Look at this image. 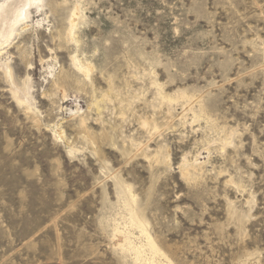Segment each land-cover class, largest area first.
<instances>
[{
    "label": "rangeland",
    "instance_id": "374dc122",
    "mask_svg": "<svg viewBox=\"0 0 264 264\" xmlns=\"http://www.w3.org/2000/svg\"><path fill=\"white\" fill-rule=\"evenodd\" d=\"M39 7L0 52V264H132L122 186L172 264H264V0Z\"/></svg>",
    "mask_w": 264,
    "mask_h": 264
},
{
    "label": "bare ground",
    "instance_id": "6f19581e",
    "mask_svg": "<svg viewBox=\"0 0 264 264\" xmlns=\"http://www.w3.org/2000/svg\"><path fill=\"white\" fill-rule=\"evenodd\" d=\"M39 3L40 0H4L0 3V52H2L1 50L10 43L13 36L17 33L16 31L18 28L24 29L27 27L29 9L34 6L39 7ZM75 17L76 13L74 12L71 20V30L73 28ZM1 68L3 69L5 77L11 81V69L8 65L2 63ZM84 72L86 73V69ZM12 86V94L15 101L19 105H31L29 101V87L22 86L23 88H18L17 85H14V82L12 83ZM27 110L29 111L31 109L29 108ZM58 134L61 135L62 132H59ZM200 165L201 163L198 162L197 159H194L193 162L187 166L194 168L195 166L200 167ZM121 193L123 195L122 202L124 209L127 211L128 217L125 219L126 221L122 223L117 222L118 219L112 220L111 239H115L116 237L121 238V243L119 241V244H116V246L118 245V251L121 255L129 257L132 264H155L154 258L157 257L164 258L166 264H172L166 257L165 253L162 252V250L148 234L146 230L147 224L144 218L136 210L135 201L131 191L127 188H123L122 186ZM133 230H137L139 236H135V232H133Z\"/></svg>",
    "mask_w": 264,
    "mask_h": 264
}]
</instances>
